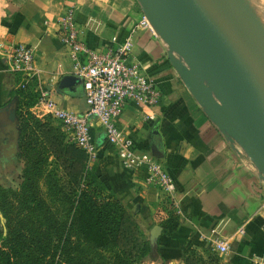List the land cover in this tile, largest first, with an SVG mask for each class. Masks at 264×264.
Here are the masks:
<instances>
[{"label":"crops","instance_id":"crops-1","mask_svg":"<svg viewBox=\"0 0 264 264\" xmlns=\"http://www.w3.org/2000/svg\"><path fill=\"white\" fill-rule=\"evenodd\" d=\"M68 7H73L81 39L89 48L103 49L113 36L117 42L130 36L134 57L160 92L154 108L129 102L116 122L137 150L163 164L176 184L181 208L178 224L170 231L161 225L146 263L181 264L185 249L207 247L220 255L217 264H257L264 256V182L207 118L171 65L164 42L151 28L139 24L143 14L136 0H0V107L16 98L20 119L16 93L20 77L9 71L3 51L9 43H23L34 52L38 86L59 107L87 111L82 79L72 72L56 22ZM149 112L155 118L146 117ZM51 119L65 132L58 120ZM17 121L18 126L11 123L0 127V132H20ZM90 129L97 147L91 165L149 232L155 214L163 209L159 188L146 179L144 169L122 167L95 117L90 119ZM215 225L229 237L225 254L215 252L204 237ZM239 227L244 234L238 235Z\"/></svg>","mask_w":264,"mask_h":264},{"label":"water","instance_id":"water-1","mask_svg":"<svg viewBox=\"0 0 264 264\" xmlns=\"http://www.w3.org/2000/svg\"><path fill=\"white\" fill-rule=\"evenodd\" d=\"M190 94L264 182V28L252 0H136ZM17 102L0 127L17 126ZM155 224L149 242L156 244Z\"/></svg>","mask_w":264,"mask_h":264},{"label":"trees","instance_id":"trees-1","mask_svg":"<svg viewBox=\"0 0 264 264\" xmlns=\"http://www.w3.org/2000/svg\"><path fill=\"white\" fill-rule=\"evenodd\" d=\"M16 93L20 96L18 115L23 141L31 127L29 119H42L28 111L38 93L33 88H18ZM47 132L58 140H52L57 147H66V151L79 155V150L85 153L66 138L65 132L57 128ZM28 145L24 140L26 155ZM34 164L36 168L30 164L24 168L18 192L0 185V213L4 218L0 226V264H135L149 253L148 241L139 239L140 231L132 213L117 198L112 201L105 196L104 191L111 195L112 190L103 184L94 165L87 167L84 156L81 169L70 175L69 181L79 185V189L65 212L56 207V202L67 203L69 195L56 189L58 178H50L52 194L45 197L37 183L44 171L37 167V162ZM177 224V217L170 216L163 226L170 231Z\"/></svg>","mask_w":264,"mask_h":264},{"label":"built area","instance_id":"built-area-1","mask_svg":"<svg viewBox=\"0 0 264 264\" xmlns=\"http://www.w3.org/2000/svg\"><path fill=\"white\" fill-rule=\"evenodd\" d=\"M56 22L60 41L67 48L72 63V72L82 79L88 109L85 113H77L59 107L48 91L38 86L39 71L35 66L33 50L23 43H9L3 52L8 58L9 71L20 77L18 87L27 90L34 86L33 91L38 93L28 111L35 118L58 120L68 140L85 152L89 165L95 161L97 153L90 132V119L95 117L122 167L144 169L146 179L159 188L163 207L158 212L159 216L172 212L180 215L173 178L158 159L146 151L137 150L132 139L116 124L127 103L151 110L160 98L159 90L133 55L132 38L128 36L122 42H117L116 36H113L109 46L93 49L81 39L82 31L76 23L73 7L66 8ZM139 24L150 28L144 15ZM146 117L153 119L155 114L149 112ZM237 233L244 234V229L239 227ZM204 237L215 252L225 254L229 251V237L221 234L219 225L213 226ZM256 263L263 264L264 256H260Z\"/></svg>","mask_w":264,"mask_h":264},{"label":"rangeland","instance_id":"rangeland-1","mask_svg":"<svg viewBox=\"0 0 264 264\" xmlns=\"http://www.w3.org/2000/svg\"><path fill=\"white\" fill-rule=\"evenodd\" d=\"M252 1L254 3L256 13L261 21V25L264 28V0ZM29 120L31 122V127L28 132H25V139L23 138V141L21 140V132H0V185L4 188L18 192L23 178L24 168L27 164L36 168V164L34 163L37 162V167H40L44 171V173L37 178V183L43 195L50 198V194H52V186L49 182L50 178H58V180L55 181L58 184L56 189H59L62 193L69 195V201L65 204L55 201L56 207L63 210L62 212H65L68 203L73 202V194L77 191V189H79V185L77 186L75 185L76 183L72 184L69 181L70 175L74 174L79 168L81 169L83 156L86 159L87 167L90 166L88 164L87 155L79 149L78 150L81 153L80 155L73 151H66V147H57L55 142H58V140H55V138H53L55 142H52L53 139L49 134L51 132H47V129L52 128L54 130L55 128L56 130L57 127L51 118L48 117L44 120L38 121L34 118H30ZM35 121L37 122L35 123ZM39 129L40 131H37ZM24 140L29 142V147L27 146L28 149L26 151L27 155L24 153V148L26 149V147L23 148ZM35 172L39 174L37 170H35L34 173ZM54 174H56V176ZM107 189L110 190L109 188ZM104 193L109 200L114 201L117 198L122 207L132 213L120 197L113 191L111 195L107 194L105 191ZM52 198H54V196ZM132 215L135 225L140 231L139 239L141 241L147 239L150 248V231L148 232L145 223L141 218H139V216L133 213ZM168 215L160 217L159 214L156 213L154 225L158 224L161 226L170 216H175L177 218L179 216V214H174L173 212L168 213ZM3 224L4 218L0 213V226ZM147 256L148 254L135 264H147ZM219 260L220 255L214 253L210 248H190L182 255L181 264H217ZM162 264L167 263L163 262Z\"/></svg>","mask_w":264,"mask_h":264}]
</instances>
